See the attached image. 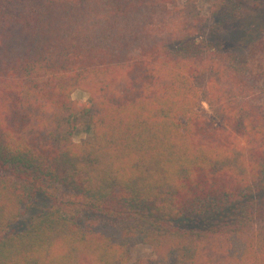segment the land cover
Masks as SVG:
<instances>
[{"label": "trees", "instance_id": "16d2710c", "mask_svg": "<svg viewBox=\"0 0 264 264\" xmlns=\"http://www.w3.org/2000/svg\"><path fill=\"white\" fill-rule=\"evenodd\" d=\"M205 26L197 0H0V264H264V73Z\"/></svg>", "mask_w": 264, "mask_h": 264}, {"label": "rangeland", "instance_id": "374dc122", "mask_svg": "<svg viewBox=\"0 0 264 264\" xmlns=\"http://www.w3.org/2000/svg\"><path fill=\"white\" fill-rule=\"evenodd\" d=\"M197 6L206 18L203 38L211 37L217 51L230 53L238 60L249 58L253 68L264 73V53L258 52L264 41V0H197ZM72 98L88 101V95L82 91L74 92ZM202 111L220 121L206 102L202 103ZM91 137L89 118L79 116L75 121L74 142L81 143ZM155 260L151 246L138 245L132 248L128 264H156Z\"/></svg>", "mask_w": 264, "mask_h": 264}]
</instances>
